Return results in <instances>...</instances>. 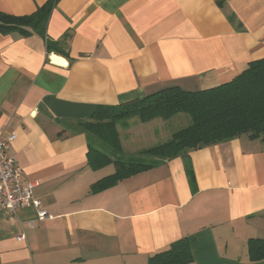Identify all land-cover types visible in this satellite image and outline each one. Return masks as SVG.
I'll return each instance as SVG.
<instances>
[{"label":"crops","instance_id":"1","mask_svg":"<svg viewBox=\"0 0 264 264\" xmlns=\"http://www.w3.org/2000/svg\"><path fill=\"white\" fill-rule=\"evenodd\" d=\"M46 1L0 0V11L30 14ZM263 57L264 0H59L46 37L0 33V137L15 134L9 154L53 215L0 213V264H148L184 237L189 264H264L248 253L264 239V140L243 134L94 191L115 165L89 164L79 124L101 105L229 82ZM173 118L190 124L130 123L169 140Z\"/></svg>","mask_w":264,"mask_h":264},{"label":"trees","instance_id":"2","mask_svg":"<svg viewBox=\"0 0 264 264\" xmlns=\"http://www.w3.org/2000/svg\"><path fill=\"white\" fill-rule=\"evenodd\" d=\"M59 0H47L24 15L0 11V33H34L47 36L50 16ZM57 45L48 40L49 51ZM59 52L65 53L61 50ZM188 114L191 123L174 132L166 142L140 152L153 157L146 162L141 157L124 160L118 132V122L139 117L142 121L169 119ZM90 136L88 162L93 168L115 165V172L96 182L94 191L116 185L119 181L156 167L175 157L189 158V152L211 144L230 140L243 134L264 140V57L251 61L248 67L226 83L200 90H186L175 85L118 105H101L89 121L79 123ZM133 158V157H132ZM188 175L194 176L189 163ZM249 258L264 260V239H251ZM194 262L191 242L184 237L149 259L148 264H189Z\"/></svg>","mask_w":264,"mask_h":264},{"label":"built area","instance_id":"3","mask_svg":"<svg viewBox=\"0 0 264 264\" xmlns=\"http://www.w3.org/2000/svg\"><path fill=\"white\" fill-rule=\"evenodd\" d=\"M15 139L14 133L3 134L0 137V213L16 215L19 208L34 207L39 221L53 217L41 206V201L34 195L35 184L24 179V172L16 160L9 154L11 142ZM35 226V220L29 222ZM25 234L18 237L24 240Z\"/></svg>","mask_w":264,"mask_h":264},{"label":"rangeland","instance_id":"4","mask_svg":"<svg viewBox=\"0 0 264 264\" xmlns=\"http://www.w3.org/2000/svg\"><path fill=\"white\" fill-rule=\"evenodd\" d=\"M178 116H185L186 118H188L189 122L191 123V117L188 114H178L177 118H178ZM132 119H134L138 122H143V123L152 121V120H150V121L144 122L139 117H132V118L122 119L118 122L117 128H118L119 137H120V141H121V147H122V152L120 153L119 157L123 158L124 160H132V159H136V157H141L140 159H142L146 162H151L153 160L152 156H149V155H141L140 156V152L142 150H145V149L150 148L152 146L162 144V143L166 142L168 138L166 136H163V137L158 136L157 138H154V137L148 138L146 136V134H142L143 132L140 131L139 129H137V126L132 125L130 123L131 122L130 120H132ZM173 121H174V118L171 119L170 121H168V125L171 127L172 130L183 128L185 125L183 122H180L179 124H175V123H173ZM133 124H135V123H133ZM149 129L150 130H148V132H151L152 128L150 127ZM132 132H134V137L129 138L130 134L132 136ZM140 142H142V144H139ZM130 144L133 148H135L132 151L130 150L131 149V146H129ZM144 147H146V148H144ZM138 149H140V150L136 151Z\"/></svg>","mask_w":264,"mask_h":264},{"label":"bare ground","instance_id":"5","mask_svg":"<svg viewBox=\"0 0 264 264\" xmlns=\"http://www.w3.org/2000/svg\"><path fill=\"white\" fill-rule=\"evenodd\" d=\"M53 58L55 59V60H57V61H62V59L61 58H59L58 56H53ZM63 63H64V61H63Z\"/></svg>","mask_w":264,"mask_h":264}]
</instances>
